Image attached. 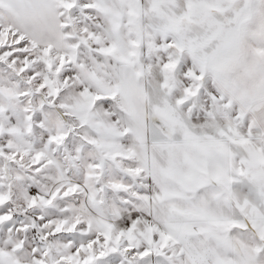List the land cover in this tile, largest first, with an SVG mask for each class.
Listing matches in <instances>:
<instances>
[{"label":"snow or ice","instance_id":"6c2138e0","mask_svg":"<svg viewBox=\"0 0 264 264\" xmlns=\"http://www.w3.org/2000/svg\"><path fill=\"white\" fill-rule=\"evenodd\" d=\"M0 264H264V0H0Z\"/></svg>","mask_w":264,"mask_h":264}]
</instances>
